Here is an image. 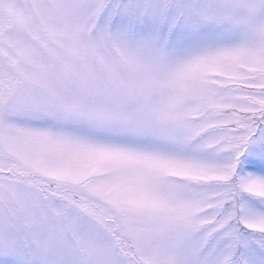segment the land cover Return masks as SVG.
<instances>
[{
  "label": "snow or ice",
  "instance_id": "obj_1",
  "mask_svg": "<svg viewBox=\"0 0 264 264\" xmlns=\"http://www.w3.org/2000/svg\"><path fill=\"white\" fill-rule=\"evenodd\" d=\"M0 264H264V0H0Z\"/></svg>",
  "mask_w": 264,
  "mask_h": 264
}]
</instances>
